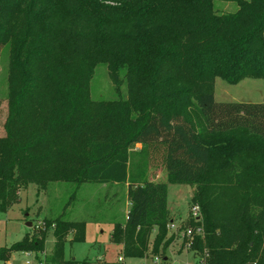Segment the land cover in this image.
Returning <instances> with one entry per match:
<instances>
[{
	"label": "trees",
	"instance_id": "16d2710c",
	"mask_svg": "<svg viewBox=\"0 0 264 264\" xmlns=\"http://www.w3.org/2000/svg\"><path fill=\"white\" fill-rule=\"evenodd\" d=\"M214 1L0 0V213L28 185H125L129 209L109 240L141 259L169 243L167 185H187L199 218L178 231L195 233L198 264H264V103L216 102L213 93L216 78L264 79V0H228L229 13ZM99 64L111 100L90 96ZM134 152L164 179L130 172ZM43 224L1 247L0 262L43 254L52 225L43 263L89 264L63 259L66 242L84 240L85 222Z\"/></svg>",
	"mask_w": 264,
	"mask_h": 264
},
{
	"label": "rangeland",
	"instance_id": "374dc122",
	"mask_svg": "<svg viewBox=\"0 0 264 264\" xmlns=\"http://www.w3.org/2000/svg\"><path fill=\"white\" fill-rule=\"evenodd\" d=\"M214 7L219 13L236 10V4L228 0H215ZM6 67V52L1 50L0 136L3 134L2 126L6 117ZM122 90L124 91V87ZM213 93L216 102L264 103V79L245 78L236 85H229L216 78ZM90 96L93 100L115 98L106 66L103 64L97 65L94 69L90 82ZM135 148L139 151L141 147L137 145ZM129 171L133 174H144L148 178L151 176L155 180L156 173L162 170L157 168L147 170L146 173L145 159L141 154L134 152ZM125 188V185L98 184H82L76 187L64 182H53L48 184L45 191H39L36 186L28 185L17 193L19 203L14 204L5 213H0V248L9 247L36 229L43 230L44 222L60 217L61 220L68 222L88 223L82 242L65 243L64 260L86 261L89 264H198V256L191 252L173 231L167 232L165 236L164 241H169L167 247H159L154 256L147 254L141 259L122 256L120 247L112 244L109 238L110 227L115 222L122 223L129 209L124 196ZM192 193L193 189L187 185H167L168 211L175 228L176 226L180 228L182 222H192L189 220ZM194 234L191 233V237L185 240L190 242L191 246ZM155 235L156 232H152L149 237L148 252L152 250ZM71 237L72 234H69L66 240ZM52 248L50 225V229L46 231L43 254L15 252L6 262L0 264H44V257L50 255Z\"/></svg>",
	"mask_w": 264,
	"mask_h": 264
},
{
	"label": "built area",
	"instance_id": "2783aa9c",
	"mask_svg": "<svg viewBox=\"0 0 264 264\" xmlns=\"http://www.w3.org/2000/svg\"><path fill=\"white\" fill-rule=\"evenodd\" d=\"M198 218H199V209H198V207L197 206H191L190 219L193 220V221H195V222H197L198 221ZM42 226L44 228V224H42ZM176 227L177 228H175V225L173 224V222H170L166 226L168 232L169 231L175 232L176 237L177 238H180L181 240H183V239L187 240L188 238L191 237V231H190V229H184V230L178 231L180 228L178 226H176ZM185 244H186V246L188 248H190V245H191L190 242L185 241ZM155 261H157V260L155 259Z\"/></svg>",
	"mask_w": 264,
	"mask_h": 264
},
{
	"label": "crops",
	"instance_id": "0c3cea01",
	"mask_svg": "<svg viewBox=\"0 0 264 264\" xmlns=\"http://www.w3.org/2000/svg\"><path fill=\"white\" fill-rule=\"evenodd\" d=\"M150 176V175H149ZM159 178V180H157ZM150 180H153L152 177L150 176L149 177ZM164 179V175L162 174V171H159L156 173V179L153 180V181H161ZM167 209H168V204H167ZM88 223H86L85 225V233H86V226H87ZM111 225V224H110ZM26 226L28 227V225L26 224ZM112 231V226L110 227V233ZM120 247V249H122L121 245H118Z\"/></svg>",
	"mask_w": 264,
	"mask_h": 264
},
{
	"label": "water",
	"instance_id": "95a60500",
	"mask_svg": "<svg viewBox=\"0 0 264 264\" xmlns=\"http://www.w3.org/2000/svg\"><path fill=\"white\" fill-rule=\"evenodd\" d=\"M28 225V224H27Z\"/></svg>",
	"mask_w": 264,
	"mask_h": 264
}]
</instances>
